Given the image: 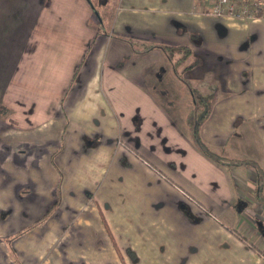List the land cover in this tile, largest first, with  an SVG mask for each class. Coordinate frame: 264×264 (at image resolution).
Here are the masks:
<instances>
[{
	"label": "crops",
	"instance_id": "crops-1",
	"mask_svg": "<svg viewBox=\"0 0 264 264\" xmlns=\"http://www.w3.org/2000/svg\"><path fill=\"white\" fill-rule=\"evenodd\" d=\"M196 2L0 0V264L264 262V18Z\"/></svg>",
	"mask_w": 264,
	"mask_h": 264
},
{
	"label": "trees",
	"instance_id": "trees-1",
	"mask_svg": "<svg viewBox=\"0 0 264 264\" xmlns=\"http://www.w3.org/2000/svg\"><path fill=\"white\" fill-rule=\"evenodd\" d=\"M122 38H127L128 39V37H126L125 35H120ZM131 38V37H130ZM153 46H157V47H159V48H161L163 51H164V53L166 54V56L170 59V60H172V61H180V60H184L185 58H187L190 54H191V49H190V47H188V46H186V45H177V46H173V45H144V46H142L141 47V49L140 50H147V49H149V48H152ZM175 54H178L176 57H174L175 56ZM207 112H208V110H204L203 111V113L200 115V117L197 119V120H199L198 122H197V124H196V127H195V129H194V139H193V141H194V144H195V146L200 150V151H202L203 153H205L206 155H208V156H210V157H212L214 160H216V161H219L220 163H222V164H224V165H226V167H229V165L228 164H237V162L238 163H243V164H246V163H250V164H254L255 165V168H256V170L258 171V172H260V169H259V167L256 165V163L254 162V161H251V160H249V159H243V158H237V159H235V158H231V157H228V156H226V155H224V154H219V155H217V154H215V153H213V151L211 150V147L208 145V144H206L201 138H200V136L198 135V127H199V124H200V120L201 119H203L205 116H206V114H207ZM160 174H161V172L160 171H158ZM261 174V173H260ZM165 179H167L168 180V182H170L171 184H173L172 182H171V180L170 179H168L166 176H164V175H162ZM261 183H259L257 186H258V190H257V192L258 193H260L261 192ZM104 222V221H103ZM36 223H39V221H37V222H34V224H36ZM32 225H33V223H32ZM238 238H240L241 240H243V241H245V239L243 238V237H241L240 235H239V233L238 232H236V231H232ZM108 234H109V236H110V238H111V240H112V242H113V244H114V246L116 247V245H115V242H114V240H113V237H112V235H111V233L108 231ZM250 245V247H253L251 244H249ZM134 257V256H133Z\"/></svg>",
	"mask_w": 264,
	"mask_h": 264
},
{
	"label": "built area",
	"instance_id": "built-area-1",
	"mask_svg": "<svg viewBox=\"0 0 264 264\" xmlns=\"http://www.w3.org/2000/svg\"><path fill=\"white\" fill-rule=\"evenodd\" d=\"M192 10L234 19L264 18V0H197Z\"/></svg>",
	"mask_w": 264,
	"mask_h": 264
},
{
	"label": "rangeland",
	"instance_id": "rangeland-1",
	"mask_svg": "<svg viewBox=\"0 0 264 264\" xmlns=\"http://www.w3.org/2000/svg\"><path fill=\"white\" fill-rule=\"evenodd\" d=\"M196 101V100H195ZM194 105H195V103H194ZM203 109H204V106H201V105H198V107L197 108H194V112H193V119H194V122H195V120H197L199 117H200V115L203 113ZM126 160H123L122 161V163H124ZM147 163L149 164V165H151V167H153L157 172L158 171H160L161 172V176L162 175H164V176H166L168 179H170L171 180V182L174 184V185H177L172 179H171V177L167 174V173H165L164 171H162V170H160V169H158V168H156L155 166H153L150 162H148L147 161ZM163 177V176H162ZM164 178V177H163ZM165 179V178H164ZM167 180V179H166ZM168 181V180H167ZM178 186V185H177ZM180 188V187H179ZM16 195H18V197H20L22 194H21V192H18ZM88 198H89V194L88 195H86ZM2 201H4L6 204L8 203V198L6 197V198H2ZM236 207L237 208H239V207H241V203H239V202H237L236 203ZM178 209L181 211V212H183L184 213V215L186 216V218L188 219V220H190V221H192V223H195L196 222V218H197V215H195V214H192L191 216H189V211L187 210V211H185V209L184 208H182V207H180L179 205H178ZM203 209H204V212L205 213H207L208 214V217L210 218V219H213L214 221H216V222H219V223H221V220L223 219V217H221V215H219V212L217 211V210H215L214 208H212V207H210V206H208V205H205V206H203ZM29 212V214H31L32 216H33V211H28ZM0 214L2 215V217H4V216H6V215H8L9 214V210H0ZM45 216V215H44ZM44 216H41L40 218H44ZM216 219V220H215ZM42 220V219H41ZM37 222V221H36ZM249 243V242H248ZM250 244V243H249ZM246 261L248 262V263H250V261H252L251 259H249V258H245V257H243V258H241V259H239V261H237V259H234V261H233V263L232 264H246ZM261 264H264V262H261Z\"/></svg>",
	"mask_w": 264,
	"mask_h": 264
}]
</instances>
